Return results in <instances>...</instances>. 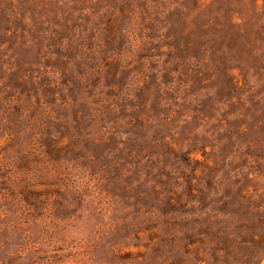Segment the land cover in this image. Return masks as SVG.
<instances>
[{"label": "rangeland", "instance_id": "rangeland-1", "mask_svg": "<svg viewBox=\"0 0 264 264\" xmlns=\"http://www.w3.org/2000/svg\"><path fill=\"white\" fill-rule=\"evenodd\" d=\"M0 264H264V0H0Z\"/></svg>", "mask_w": 264, "mask_h": 264}]
</instances>
